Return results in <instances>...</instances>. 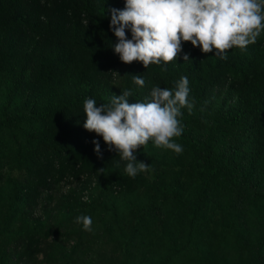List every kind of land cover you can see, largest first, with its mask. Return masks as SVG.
I'll return each mask as SVG.
<instances>
[{
	"label": "trees",
	"instance_id": "trees-1",
	"mask_svg": "<svg viewBox=\"0 0 264 264\" xmlns=\"http://www.w3.org/2000/svg\"><path fill=\"white\" fill-rule=\"evenodd\" d=\"M113 8L124 0H0V264H60L69 243L73 264H264V30L226 59L183 42L145 69L113 52ZM182 76V153L149 141L135 152L149 171L129 177L84 129V101L148 102ZM81 215L91 231L56 237Z\"/></svg>",
	"mask_w": 264,
	"mask_h": 264
},
{
	"label": "clouds",
	"instance_id": "clouds-1",
	"mask_svg": "<svg viewBox=\"0 0 264 264\" xmlns=\"http://www.w3.org/2000/svg\"><path fill=\"white\" fill-rule=\"evenodd\" d=\"M109 12V28L117 40L113 52L122 63L140 62L145 69L175 62L183 42L199 47L204 54L214 52L226 59L227 50H245L264 30V0H124L123 9ZM126 30L131 32V39ZM183 59L189 58L185 54ZM132 78L137 86H144L143 75ZM189 91V80L182 76L175 91L153 87L148 102L129 103L131 90L111 95L107 104L97 105L88 98L83 104V127L102 137L109 151H116L122 161H127L125 172L134 178L150 169L135 155L149 141L158 148L182 153L174 138L183 132L178 119L181 110L187 108L191 114L193 108ZM92 143L97 158H102L99 142L94 139ZM76 222L82 223L85 231L92 230L90 216H78Z\"/></svg>",
	"mask_w": 264,
	"mask_h": 264
},
{
	"label": "rangeland",
	"instance_id": "rangeland-1",
	"mask_svg": "<svg viewBox=\"0 0 264 264\" xmlns=\"http://www.w3.org/2000/svg\"><path fill=\"white\" fill-rule=\"evenodd\" d=\"M13 175H14V174H13ZM15 176H16V175H15ZM147 194H148V197L153 196L152 191H148ZM81 216H83V215H81ZM74 224L77 225V226H80V225H81L80 223H77V222H76V218L72 219V222H63V223L61 224L60 228L58 229L59 234H56V237H57V238L61 237V236L64 234L65 229H66L67 227H69V226L74 225ZM55 227H56V226H54V229H55ZM56 237H55V238H56ZM103 245H104V246H103V250L105 251V253H106L107 255H110V256H111V255H112V256H116L114 253L112 254V252H111V247H110V245H109L108 243H103ZM62 246H63L64 250H66V252H65V253H61V254L59 255L60 264H64V263H66V262H68V264H73V263L67 261V260L69 259V257H68L69 252H68V250H69L70 247L72 246V243L64 244V245H62ZM94 250H95V247L92 248V251H94ZM64 254H65V257H64ZM83 259H84V261H86V260L88 259V256H87V257L84 256ZM78 264H82V263H78Z\"/></svg>",
	"mask_w": 264,
	"mask_h": 264
}]
</instances>
